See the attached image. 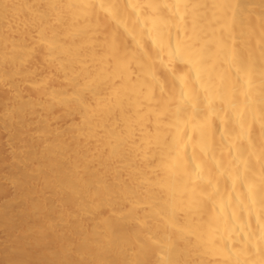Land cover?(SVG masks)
<instances>
[{"label":"bare ground","instance_id":"obj_1","mask_svg":"<svg viewBox=\"0 0 264 264\" xmlns=\"http://www.w3.org/2000/svg\"><path fill=\"white\" fill-rule=\"evenodd\" d=\"M0 264H264V0H0Z\"/></svg>","mask_w":264,"mask_h":264},{"label":"rangeland","instance_id":"obj_2","mask_svg":"<svg viewBox=\"0 0 264 264\" xmlns=\"http://www.w3.org/2000/svg\"><path fill=\"white\" fill-rule=\"evenodd\" d=\"M5 136L0 133V142H4ZM9 162V156L4 152V147H0V165H3L4 163ZM3 169L0 168V176L3 174ZM10 195L9 190H3L2 193L0 194V203L3 202L4 200L7 199V197ZM4 234L2 231H0V241L3 239Z\"/></svg>","mask_w":264,"mask_h":264}]
</instances>
